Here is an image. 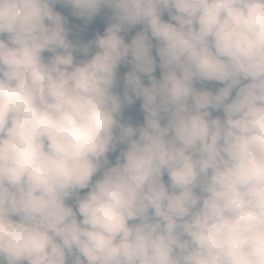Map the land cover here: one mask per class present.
<instances>
[{"label": "clouds", "instance_id": "clouds-1", "mask_svg": "<svg viewBox=\"0 0 264 264\" xmlns=\"http://www.w3.org/2000/svg\"><path fill=\"white\" fill-rule=\"evenodd\" d=\"M0 264H264V0H0Z\"/></svg>", "mask_w": 264, "mask_h": 264}]
</instances>
